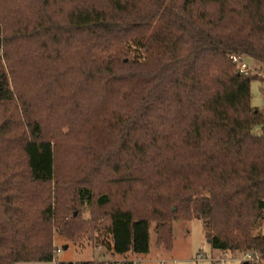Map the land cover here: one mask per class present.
<instances>
[{"label": "trees", "instance_id": "16d2710c", "mask_svg": "<svg viewBox=\"0 0 264 264\" xmlns=\"http://www.w3.org/2000/svg\"><path fill=\"white\" fill-rule=\"evenodd\" d=\"M233 55L264 64V0H0V264L54 262L102 217L113 256L198 219L264 264V112Z\"/></svg>", "mask_w": 264, "mask_h": 264}, {"label": "rangeland", "instance_id": "374dc122", "mask_svg": "<svg viewBox=\"0 0 264 264\" xmlns=\"http://www.w3.org/2000/svg\"><path fill=\"white\" fill-rule=\"evenodd\" d=\"M244 61L251 69L248 75L257 77L251 83V105L264 112V64L261 65L254 59L247 56ZM13 83L10 80L8 69L0 68V94L5 96L12 92ZM262 126H255L252 129V135L255 137L263 136ZM71 146L64 147L61 150L60 158L63 166V172L73 163L70 162L71 157L68 156L64 150H69ZM70 162V163H69ZM113 178H115L113 176ZM92 179L97 181V176ZM97 186L96 191L107 192V188L113 186L112 179L107 178ZM79 212L84 221H89L93 211L89 208H80ZM107 218L98 220L94 230L90 227L89 235H85L77 242H71L58 234L55 237L57 252L55 254L54 263H18V264H59V263H78L87 261L106 262L111 264H122L125 262H134L135 264H160L161 262H168V264H245L243 256L235 257L230 254H224L221 251L214 250L208 239L206 238V231L202 221L198 219H191L188 221H179L173 224V243L170 250L156 247V226L151 224V251L148 255H134L128 257L112 256L107 252L106 248L101 244L104 236L102 229L107 225ZM91 223V222H90ZM92 224V225H93ZM91 225V224H89ZM88 225V227H89ZM90 236L93 239H89ZM96 238V240L94 239ZM66 246V248H65ZM199 257H201L199 259ZM133 260V261H132Z\"/></svg>", "mask_w": 264, "mask_h": 264}, {"label": "built area", "instance_id": "2783aa9c", "mask_svg": "<svg viewBox=\"0 0 264 264\" xmlns=\"http://www.w3.org/2000/svg\"><path fill=\"white\" fill-rule=\"evenodd\" d=\"M230 60L233 64H235L237 67H238V72L240 74H243V75H247L249 74L250 72V68L249 66L246 64V62L244 61V57L242 56H236V55H233L230 57ZM262 223H263V227H262V233L264 235V214L262 216ZM201 257H199L200 259ZM245 263H248V264H255V257L253 256V254H247L245 256H243V259H242ZM135 264V263H134ZM160 264H166V262H161ZM168 264V262H167Z\"/></svg>", "mask_w": 264, "mask_h": 264}, {"label": "crops", "instance_id": "0c3cea01", "mask_svg": "<svg viewBox=\"0 0 264 264\" xmlns=\"http://www.w3.org/2000/svg\"><path fill=\"white\" fill-rule=\"evenodd\" d=\"M65 247H66V246H65ZM111 255H112V254H111ZM112 256H113V255H112ZM128 256H131V257H132V256H134V255H132V254H129V255H127V257H128ZM114 257H115V256H114ZM132 261H133V260H132ZM53 263H54V262H53Z\"/></svg>", "mask_w": 264, "mask_h": 264}, {"label": "water", "instance_id": "95a60500", "mask_svg": "<svg viewBox=\"0 0 264 264\" xmlns=\"http://www.w3.org/2000/svg\"><path fill=\"white\" fill-rule=\"evenodd\" d=\"M66 248V247H65Z\"/></svg>", "mask_w": 264, "mask_h": 264}]
</instances>
